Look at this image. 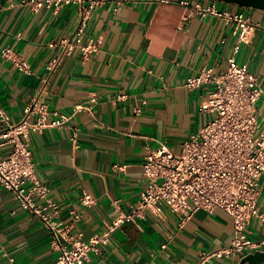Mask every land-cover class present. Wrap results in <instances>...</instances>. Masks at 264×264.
Segmentation results:
<instances>
[{
    "label": "crops",
    "instance_id": "obj_1",
    "mask_svg": "<svg viewBox=\"0 0 264 264\" xmlns=\"http://www.w3.org/2000/svg\"><path fill=\"white\" fill-rule=\"evenodd\" d=\"M25 1L0 0V51L10 47L28 65V72H21L0 56V110L17 123L35 100L49 112L70 117L22 140L37 178L59 206L60 221L72 224L70 212L76 211L80 219L72 233L89 238L104 233L139 202L146 188L141 166L148 148L165 143L175 151L212 118L200 111L210 87L187 91L183 83L203 67L222 73L236 39L222 19H200L176 0H108L87 23L85 37L98 43V51L87 57L77 49L66 54L61 41L79 22L85 0L57 13L32 11ZM217 6L238 10L221 2ZM247 12L254 29L235 58L264 89V11ZM258 108V126H263V98ZM9 150L0 140V157ZM82 193L95 199L91 207L79 204ZM258 210L264 214V173ZM161 211L159 217L147 212L144 220L121 224L109 245L90 254L91 264H199L202 253L223 249L233 238L232 220L221 210L197 211L182 226L166 205ZM248 237L264 246V222L254 219ZM244 256L207 264H239ZM56 258L47 230L0 186V264H12L11 259L55 264Z\"/></svg>",
    "mask_w": 264,
    "mask_h": 264
},
{
    "label": "built area",
    "instance_id": "obj_2",
    "mask_svg": "<svg viewBox=\"0 0 264 264\" xmlns=\"http://www.w3.org/2000/svg\"><path fill=\"white\" fill-rule=\"evenodd\" d=\"M107 1L85 0L79 22L61 41L66 54L77 49L87 57L98 51V43L85 37L87 23L92 11ZM80 2L29 0L24 4L35 12L50 9L57 13ZM175 3L194 11L200 19L207 16L222 19L236 39L233 55L227 59L222 73L216 74L211 67H203L184 81L187 91L210 87L200 111L212 118L199 133L183 141L178 151H172L165 143L147 149L141 166L146 188L139 202L128 213L117 216L104 233L89 238H84L81 232L73 234L72 225L80 219L76 211L70 212L72 224L60 221L59 206L37 178L32 153L27 142L22 140L29 132L41 133L46 128L66 123L70 117L49 112L45 105L35 100L25 107L24 117L17 123H12L0 110L3 124L0 140L10 145L7 156L0 157V186L11 193L18 209L47 230L51 247L57 253L55 264H91L90 254H97L102 246L109 245L110 235L116 228L125 222L144 220L147 212L161 216L163 204L180 216V226L200 210L207 213L221 210L231 218L233 238L230 244L209 254L202 253L199 264H207L211 259L229 260L264 249L248 237V227L254 219L264 222V214L258 210L259 182L264 173V125L259 127L257 121L258 102L264 99V89L258 86L257 78L247 65L238 63L235 58L254 25L245 8L220 10L218 2L212 0H176ZM0 56L11 61L18 71L28 72L27 63L19 59L12 48H2ZM56 64L57 61H52L48 69L52 70ZM78 201L82 207L89 208L95 199L82 193ZM11 263L15 264L12 259Z\"/></svg>",
    "mask_w": 264,
    "mask_h": 264
},
{
    "label": "water",
    "instance_id": "obj_3",
    "mask_svg": "<svg viewBox=\"0 0 264 264\" xmlns=\"http://www.w3.org/2000/svg\"><path fill=\"white\" fill-rule=\"evenodd\" d=\"M240 8L264 11V0H212ZM239 264H264V249L245 255Z\"/></svg>",
    "mask_w": 264,
    "mask_h": 264
},
{
    "label": "rangeland",
    "instance_id": "obj_4",
    "mask_svg": "<svg viewBox=\"0 0 264 264\" xmlns=\"http://www.w3.org/2000/svg\"><path fill=\"white\" fill-rule=\"evenodd\" d=\"M237 9H240L239 7H237V6H235ZM248 10V9H247ZM260 127V126H259ZM179 150V147L177 148V150H175V151H178Z\"/></svg>",
    "mask_w": 264,
    "mask_h": 264
},
{
    "label": "trees",
    "instance_id": "obj_5",
    "mask_svg": "<svg viewBox=\"0 0 264 264\" xmlns=\"http://www.w3.org/2000/svg\"><path fill=\"white\" fill-rule=\"evenodd\" d=\"M238 7V6H237ZM240 8V7H239Z\"/></svg>",
    "mask_w": 264,
    "mask_h": 264
}]
</instances>
